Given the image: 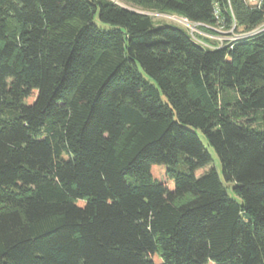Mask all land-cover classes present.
I'll use <instances>...</instances> for the list:
<instances>
[{"label":"trees","instance_id":"trees-1","mask_svg":"<svg viewBox=\"0 0 264 264\" xmlns=\"http://www.w3.org/2000/svg\"><path fill=\"white\" fill-rule=\"evenodd\" d=\"M116 1L0 0V264H264V0Z\"/></svg>","mask_w":264,"mask_h":264},{"label":"rangeland","instance_id":"rangeland-1","mask_svg":"<svg viewBox=\"0 0 264 264\" xmlns=\"http://www.w3.org/2000/svg\"><path fill=\"white\" fill-rule=\"evenodd\" d=\"M114 1L117 4H119V5L125 6V4L122 3V2H120V1H116V0H114ZM147 14H149V16L151 17L152 23L154 25H164V26L175 27V28H178V29H180V30H182L184 32H188L189 34H192L193 33L192 34L193 36L196 35V34H199V35L203 36L205 39L208 40V43L206 41L205 42L200 41L202 43V45H210L211 44L214 47V46H217L218 45V43H214L215 42L214 39H217L218 37H220V38L224 37V38H228V39L233 38V36H230L229 31L227 32V34L212 33L213 36L212 35L205 34L203 32H200L197 28H195L193 26V24L188 23L183 18H180V17L175 16V15L160 14V13H154V12H151V13L149 12ZM262 30H264V22L261 25H259L255 30H253L252 33H257V32H260ZM223 31H225V30H223ZM242 32L240 31V33H238L237 35H239V34L247 35L246 32H243V33ZM215 37H217V38H215ZM201 43H199V44H201ZM254 126L257 127V128H259L260 127V124L257 123ZM197 135L200 138V140L203 143V145L208 150L209 154L211 155V157L213 159V162H214V165H215V168H216V171L218 173V176L223 181L222 174H221L220 163H219V160H218L215 152L211 148L207 147L206 140H205V138L203 137V135L200 132H197ZM233 186H234L233 184H229L227 186L228 196L230 198L236 200L237 202H239V199H237V197L233 194V191H232Z\"/></svg>","mask_w":264,"mask_h":264},{"label":"built area","instance_id":"built-area-1","mask_svg":"<svg viewBox=\"0 0 264 264\" xmlns=\"http://www.w3.org/2000/svg\"><path fill=\"white\" fill-rule=\"evenodd\" d=\"M262 1L263 0H244V2H245V4L247 5V6H249L250 8H259L260 7V5L262 4ZM186 21V20H185ZM193 26L195 27V28H197L198 26H199V24H193ZM190 29V28H189ZM233 27L232 28H230L229 30H225L223 27H219V28H212V30L214 31V32H216V33H221V34H227V32L229 31V34H230V36H233V38H231V39H228V38H224V37H222V38H220V37H215V38H217V39H214L216 42H220V43H222V42H231V41H234V40H236V39H239V38H242V37H245L246 35H243V34H239V35H237L236 33H234L233 32ZM223 30H225V31H223ZM193 34V33H192ZM192 34H190L192 37H193V35ZM240 36V37H239ZM195 41H196V39H195ZM197 42L198 43H201L200 41H198L197 40ZM202 44V43H201Z\"/></svg>","mask_w":264,"mask_h":264}]
</instances>
